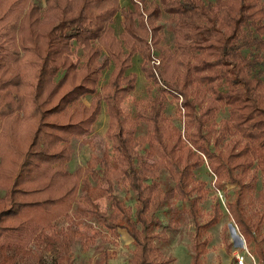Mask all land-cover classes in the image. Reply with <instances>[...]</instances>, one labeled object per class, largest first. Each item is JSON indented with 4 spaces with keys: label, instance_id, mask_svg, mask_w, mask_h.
Wrapping results in <instances>:
<instances>
[{
    "label": "trees",
    "instance_id": "1",
    "mask_svg": "<svg viewBox=\"0 0 264 264\" xmlns=\"http://www.w3.org/2000/svg\"><path fill=\"white\" fill-rule=\"evenodd\" d=\"M6 1L0 0V40L11 39L15 33L17 47L24 41L36 43L38 39L44 46L38 45L43 56L36 58V65L31 68L27 65L32 61L24 57H0V91L14 89L13 94H21L19 97L11 95V100L22 103L15 112L11 100L5 99L0 108V264H15L16 257L39 258L32 249L36 242L57 250V256L50 264H70L74 242L87 248L96 238H115L119 229L132 244L128 264H166V259L159 261L162 256L154 245V239L160 235L153 232L161 222L153 212L172 197L174 191L167 188L162 192L163 196H157L161 191H158L152 173L160 168L175 179L177 196L186 200L184 212L193 221L196 234L200 226L197 206L203 197L200 194L190 197L185 188L192 178V169L203 164L197 160L189 162L192 153L188 146H181L179 132L175 129L167 131L162 116L164 95L180 96L183 116L196 124H202L218 105L228 107L229 126L245 144L238 158L243 161L248 158L251 164L255 159L259 166L257 169L263 180L259 198L264 205V53L257 54L264 50V5L260 0H130V8L122 7L119 0H44L43 8L27 0ZM116 14L121 18L122 42L112 37L111 25ZM162 15L172 23L173 50L158 47L155 34L153 36L154 28H146V24ZM145 34L152 39L162 69L157 71L159 96L151 99L148 113H139L138 124L144 122L147 131L135 147L141 152L153 153L155 162L131 158L134 154L131 147L134 144L133 129L128 131L121 127L131 121L119 117L117 105L131 88L124 85L113 89L112 80L105 87L102 99L109 116L108 128L115 129L112 134L113 155L92 156L84 168L68 170L72 153L70 139L82 138L93 119L83 117L66 122L58 119L65 118L63 112L67 107H71L76 119L84 113V110L75 111L79 106L74 102L93 90L88 86L96 84L102 67L95 63V53L84 52L81 71L85 78L80 84L71 86L72 75L61 79L63 72L66 73L71 66L66 57L68 50L75 44L89 46L96 41L106 57L116 58L120 64L133 53V41L141 44L143 60H149ZM123 49H127L125 54H122ZM197 50L208 51L207 56L213 59L199 58L190 66L187 60L193 58L191 52ZM2 52L6 53L5 50ZM213 70V81H218L215 88L208 76L200 75ZM141 71L155 84L152 72L144 66ZM67 83V91L57 97L53 106L42 111L37 107L30 110L28 104L36 102L39 92L45 94V99H51ZM201 85L206 86L203 92ZM186 86L192 88L189 97L183 92ZM198 91H201L200 95L196 96ZM204 92L212 96L213 104L201 109L196 116L194 107L199 105ZM3 97L6 96L0 95V99ZM96 100L91 101L92 111L88 116H94ZM36 110L38 117H32ZM188 125V121L183 124V131H187ZM143 139L149 141L144 143ZM186 141L210 160L204 146L197 145L188 135ZM178 151H182V158ZM214 164L208 168L216 180L220 175L219 161ZM151 169L152 173L148 175ZM114 182L123 183L132 192L133 208L113 192ZM78 192L82 193V200L77 199ZM100 198L108 201V212L99 208L97 201ZM217 207L218 203L214 201L213 210ZM227 209L239 227L246 247H251L259 264H264V252L252 232L250 218L245 217L240 194L236 193ZM59 218H66L67 224L55 230L53 223ZM86 218L97 225L90 235L81 233L76 226L80 219ZM210 219L204 227L209 228L219 221L217 214ZM200 247L203 244L197 241L192 244L190 264H198L204 251ZM109 256L110 253L102 250L96 264L105 263Z\"/></svg>",
    "mask_w": 264,
    "mask_h": 264
},
{
    "label": "rangeland",
    "instance_id": "2",
    "mask_svg": "<svg viewBox=\"0 0 264 264\" xmlns=\"http://www.w3.org/2000/svg\"><path fill=\"white\" fill-rule=\"evenodd\" d=\"M8 0L6 2H9ZM209 1V0H206ZM28 3H36L40 8L44 7V0H27ZM264 5V0H260ZM120 5L126 8L131 7L130 0H121ZM26 12V9H23ZM5 21V20H4ZM3 24V23H2ZM172 23L165 15L158 19L146 24V28L149 30L154 28L153 36L155 34L157 46L161 49L173 50L175 48V42L172 32ZM6 25L4 26V28ZM113 39L122 42L120 34L122 32L120 26V15L116 14L113 23L111 25ZM153 31V30H152ZM146 35V34H145ZM11 39L0 40V57H9L10 59L24 57L32 61L27 66L34 67L35 59L43 56V52L40 46H44L43 42L38 39L35 42L24 41L19 47L16 45L17 34L12 33ZM148 43L150 51V59L143 60L141 57V44L133 42V53L130 56L125 57L124 61L120 62L115 58L114 60L106 57L101 45L94 41L89 46L82 44H75L68 50L66 54L67 60L70 63V67L66 73L63 72L61 79L66 76L72 75V85L80 84L83 79L84 72L81 71V67L84 64L83 54H97L93 56L95 63L101 64V69L98 71L97 81L95 85L88 86L92 87L89 93L82 96L77 102H74L77 106L75 111H83V114H79L77 119L75 115L71 113V107L63 112L65 118L60 117L58 120L66 122L68 120L76 121L88 117L87 119H93L92 124L87 125V131L82 138L72 137L70 139V149L72 151L69 159L68 170H74L76 168H84L86 161L92 156L99 157L102 154L112 156V134L115 129L108 128L109 116L106 109V103L103 101V96L106 93L105 87L110 82L114 81L113 89L116 87H122L126 85V88H131L122 96L117 103L120 118H128L131 124L125 123L121 125L123 130H132V139L134 144H131L134 154H131V158L134 160L140 158L147 163L155 162V155L149 152H141L136 149L135 145L139 143V138L145 135L146 125L144 122L138 124L139 113L144 112L146 114L149 110L151 99L158 97L157 87L160 86L158 81V70L162 69L160 58L157 56V50L153 46V43L149 39V35L144 38ZM123 47V45L121 44ZM85 47L87 48L85 50ZM2 49V50H1ZM5 50L6 53L2 51ZM127 49H123L122 54H125ZM264 53V50L257 52ZM208 51L197 50L191 52L193 58H189L188 64L194 65L199 58L212 60L211 56H207ZM141 66H144L148 71L154 75L155 84L144 76L141 71ZM214 70L203 72L200 75L208 76L212 81L213 88L218 81L214 80ZM167 73V70H165ZM199 75V77H200ZM14 79V77H12ZM16 81L17 78H16ZM180 83H178L179 85ZM210 85V84H209ZM222 88L224 85L220 84ZM67 83L61 91L53 96L55 100L45 99V94L39 92L36 102H29L30 110L36 108L39 111L45 110L55 103L57 97L63 92L67 91ZM220 86V87H221ZM208 87V84H207ZM180 90L181 88L178 87ZM188 88V89H187ZM203 92L206 86H200ZM189 88L183 91L187 97H189ZM4 91V90H2ZM0 91V95L6 96L0 99V108L3 106L5 99L11 100V95L18 96L21 93L13 94L14 89H7L6 92ZM198 91V95L200 92ZM10 92V93H9ZM178 92V91H177ZM9 93V94H8ZM179 94V92H178ZM32 95V94H30ZM161 95V94H160ZM172 95L163 96L162 116L165 118V126L167 131L175 129L180 134L181 146L189 147L192 156L188 159L189 162L194 160L202 162V166L192 169V178L189 179L185 192L190 197H195L198 194L202 195L203 199L198 203V231L194 232L195 226L193 221L188 219L185 215L186 200L178 198L177 190H175V179H171L170 175L165 169H159L152 173V169L149 170L148 175L155 177L156 183L158 184V191H161L157 196H163L162 192L165 189L173 190V196L167 198L163 203L159 205L157 210H154L153 216L160 220V227L154 230V234L160 235L159 238L154 239V245L159 250L160 255L163 257L159 258V261L167 260L166 264H190L191 258V246L197 241V243L203 244L200 247L204 250L199 256L198 264H237L235 263L236 254L243 255L244 264H259L255 255L251 251V247H246V242L243 241L241 233H239V227L234 224L228 209L227 204L234 200L237 194H240V200L244 206L245 217L250 218V224L252 223V232L257 238L259 246L264 252V205H262L261 199L259 198L262 188V176L259 173L258 164L256 165L255 159L253 163H248V158L243 161L238 158L239 151L244 147L243 140L241 141L238 133L231 129L230 114L228 113V107L218 105L216 110L206 118L202 124H196L193 120L190 121L187 117L183 116V108L181 106V98L177 96L173 98ZM211 95L208 92L202 93V97L198 103L199 105L194 107V115L198 116L201 109L206 106L213 104ZM97 98V110L94 116L90 115L92 111V102H95ZM197 101V100H196ZM201 101V105H200ZM25 104V102L23 101ZM22 103L16 102L12 99L11 105L13 110H19V106ZM26 105V104H25ZM17 106V107H16ZM83 106V108H82ZM15 110V112H16ZM37 110L32 117H38ZM148 113V112H147ZM20 114V111L17 112ZM211 115V116H210ZM69 116V117H68ZM19 118V117H17ZM261 118V117H260ZM258 118V119H260ZM189 122L187 131H183V124ZM135 122V125L134 123ZM225 125V126H224ZM187 133V134H186ZM109 135V136H108ZM186 135L193 140L197 145L204 146L207 152L206 156L198 153L193 145H190L186 141ZM110 137V138H109ZM25 140V138H24ZM144 140V139H143ZM142 140V141H143ZM27 141V140H26ZM147 140H144L146 143ZM25 143V142H24ZM178 156L182 158V151H178ZM251 159V158H250ZM219 177L216 178L209 172V168L213 167L215 162H218ZM214 162V163H213ZM251 164V165H250ZM209 167V168H208ZM253 175V176H252ZM230 178V180L228 179ZM231 181V183L229 181ZM92 184H94L92 182ZM105 186V183H102ZM201 185V186H200ZM253 185V186H252ZM252 186V187H251ZM200 187L202 189H200ZM200 191H197L196 189ZM113 192L120 197L124 203L133 208V194L129 191L123 183L114 182ZM77 199L82 200V193L78 192ZM218 203L217 208L213 210V202ZM99 208L105 212H108L110 207L108 201L104 198H100L98 201ZM217 214V221L214 225L209 228L204 227L210 222V217ZM251 220L253 222H251ZM54 229H61L66 226V218H59L54 223ZM75 224V223H74ZM256 224V229L254 225ZM96 223L89 219H80L77 228L81 233L90 235L95 229ZM75 226V225H74ZM97 226V225H96ZM203 226V227H201ZM33 247V245H32ZM132 244L130 239L123 230H117L116 237L96 238L94 243L88 245L87 248H82L79 242H74L71 247L70 264H96L99 260L100 253L102 250L110 253L109 259L103 264H128V260L131 256ZM34 251L39 255V258L28 256V257H16L15 264H50L51 259H54L57 255L55 248L43 247L38 242L34 243ZM158 261V260H157ZM160 262V263H161Z\"/></svg>",
    "mask_w": 264,
    "mask_h": 264
},
{
    "label": "built area",
    "instance_id": "3",
    "mask_svg": "<svg viewBox=\"0 0 264 264\" xmlns=\"http://www.w3.org/2000/svg\"><path fill=\"white\" fill-rule=\"evenodd\" d=\"M234 259H235V263L244 264L243 263V255H240V254L237 253Z\"/></svg>",
    "mask_w": 264,
    "mask_h": 264
},
{
    "label": "crops",
    "instance_id": "4",
    "mask_svg": "<svg viewBox=\"0 0 264 264\" xmlns=\"http://www.w3.org/2000/svg\"><path fill=\"white\" fill-rule=\"evenodd\" d=\"M120 1H121V0H119V4H121ZM120 21H121V18H120Z\"/></svg>",
    "mask_w": 264,
    "mask_h": 264
}]
</instances>
